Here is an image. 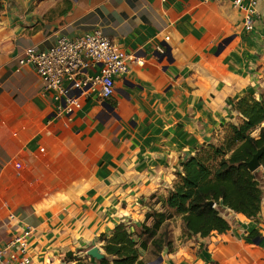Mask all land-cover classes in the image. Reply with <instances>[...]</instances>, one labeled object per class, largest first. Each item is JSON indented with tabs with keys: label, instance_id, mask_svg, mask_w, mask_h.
Listing matches in <instances>:
<instances>
[{
	"label": "crops",
	"instance_id": "0c3cea01",
	"mask_svg": "<svg viewBox=\"0 0 264 264\" xmlns=\"http://www.w3.org/2000/svg\"><path fill=\"white\" fill-rule=\"evenodd\" d=\"M234 1L0 0V249L31 228L33 264L91 260L93 247L105 254L102 235L160 210L152 198L168 196L182 163L243 122L235 102L264 95V0L250 33ZM97 31L131 56L130 73L112 99L91 93L57 118L19 59ZM222 216L226 233L182 239L178 226L173 251L143 261L264 264V197L257 219Z\"/></svg>",
	"mask_w": 264,
	"mask_h": 264
},
{
	"label": "trees",
	"instance_id": "16d2710c",
	"mask_svg": "<svg viewBox=\"0 0 264 264\" xmlns=\"http://www.w3.org/2000/svg\"><path fill=\"white\" fill-rule=\"evenodd\" d=\"M234 107L243 122L228 125L220 145L203 146L182 163L168 196L152 198L157 199L160 210L152 207L137 228L121 223L110 235H102L103 260L72 258L74 264H146L142 259L145 252L155 257L164 250L172 252L169 229L175 217H180L184 235L189 238L229 231L231 226L222 216L226 209L257 219L264 197L263 181L247 163L264 148V95L261 100L243 97ZM257 130L259 135L254 137ZM260 162L264 168V153Z\"/></svg>",
	"mask_w": 264,
	"mask_h": 264
},
{
	"label": "built area",
	"instance_id": "2783aa9c",
	"mask_svg": "<svg viewBox=\"0 0 264 264\" xmlns=\"http://www.w3.org/2000/svg\"><path fill=\"white\" fill-rule=\"evenodd\" d=\"M260 0H235L234 5L244 11V30L255 28ZM130 55L121 50L102 32L72 38L61 37L47 51L28 49L19 65L34 69L43 80L44 92L53 95L56 117L72 116L82 107L83 98L98 93L103 101L112 99L116 80L130 73ZM99 72L91 74V71ZM29 228L0 249V264H33L29 253ZM19 256V258H18Z\"/></svg>",
	"mask_w": 264,
	"mask_h": 264
},
{
	"label": "water",
	"instance_id": "95a60500",
	"mask_svg": "<svg viewBox=\"0 0 264 264\" xmlns=\"http://www.w3.org/2000/svg\"><path fill=\"white\" fill-rule=\"evenodd\" d=\"M263 153H264V148L260 149L256 153V155H254L253 159L249 163H247V166H248V168H249V170L251 172H256V171H258L262 167L260 160H261V158L263 156ZM210 204L212 206L214 205V203H212V202ZM87 255L89 257L97 260V261L103 260L106 257V255L103 254L101 252V249L98 248V247H93L92 249H90L87 252ZM160 261H162V258H160L158 262H160ZM158 262L150 263V264H157Z\"/></svg>",
	"mask_w": 264,
	"mask_h": 264
},
{
	"label": "rangeland",
	"instance_id": "374dc122",
	"mask_svg": "<svg viewBox=\"0 0 264 264\" xmlns=\"http://www.w3.org/2000/svg\"><path fill=\"white\" fill-rule=\"evenodd\" d=\"M182 225V228H183V224H182V221H181V219H180V217H177L176 219H173L172 221H171V225H170V235H171V238L173 239V234H172V232L174 231V230H176L177 228H178V226H181ZM184 230V229H183ZM184 233V232H183ZM186 236L185 235H183L182 236V239H184Z\"/></svg>",
	"mask_w": 264,
	"mask_h": 264
}]
</instances>
